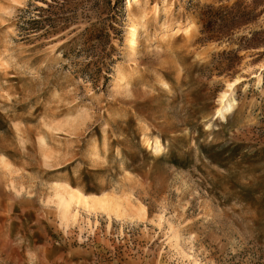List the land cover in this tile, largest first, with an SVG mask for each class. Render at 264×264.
I'll return each instance as SVG.
<instances>
[{
  "label": "rangeland",
  "instance_id": "374dc122",
  "mask_svg": "<svg viewBox=\"0 0 264 264\" xmlns=\"http://www.w3.org/2000/svg\"><path fill=\"white\" fill-rule=\"evenodd\" d=\"M133 8L0 0V264H264V0Z\"/></svg>",
  "mask_w": 264,
  "mask_h": 264
},
{
  "label": "bare ground",
  "instance_id": "6f19581e",
  "mask_svg": "<svg viewBox=\"0 0 264 264\" xmlns=\"http://www.w3.org/2000/svg\"><path fill=\"white\" fill-rule=\"evenodd\" d=\"M137 2H140V0H127V10H130V11H133L134 9L137 10V8H133V4L135 5V3H137ZM159 10H160V6H158L155 3L152 6V12H151V15H152L153 19H155L157 17ZM143 11H144V9H143ZM149 15H150V13H149ZM147 16H148V14L146 12H141L139 14L138 13L137 14L134 13V15L132 16L133 17L132 20H131L132 23H131V26L129 27L130 31H129L128 36H127V38L125 40L127 42L128 49H130L133 52H134V50H133L134 46L136 45V41H137V35H138L141 27L146 25V22H145L146 20L145 19H146ZM188 25H189L188 28L184 32H182L184 37H188V35L190 34L191 28L193 26V22L190 21L188 23ZM162 27L164 28V24H163ZM145 28L146 27H144V29ZM167 28H169V26ZM170 29H171V27H170ZM164 31H165V29H164ZM147 34H148V32H147ZM148 36H149V34H148ZM169 37L170 36L165 33V34L160 36L159 40L161 42L163 41V42L168 43V41L170 40ZM120 74H121V72H120ZM128 74H130V73H128ZM114 81H115L116 84H118L119 82H122L123 79L121 77H118L116 80H113V82ZM239 83H240V79L239 78H234L233 80L227 82L226 85H227L228 88H231V87L236 86ZM163 85H164V83H163ZM168 96H170V95L168 94ZM220 102H221L222 105L218 109V111L216 112L215 115H216V117H220V118L224 119L227 114H229L231 111H233V109H234V105L233 104L235 102V99L232 97L231 94L228 93L227 90H224L221 93V95H220ZM159 149H160V144H159L158 140H156L155 141V146H154V151H159ZM0 163L5 164L6 166L9 165V164H7V162H5V160H4V158L2 156H0ZM54 189H55L54 190V192H55L54 195H55V197H57L58 205L62 209V210L61 209L60 210H61V213H63L64 217L65 216L67 217V215H71L69 213L73 212L72 211L73 205H76V206L81 205V206L86 207L88 209L89 208L100 207V208H104L105 210H107V209L113 210L114 207L116 208V206H115L116 203H117L116 199L113 196L108 195V194H102L101 196L88 195V194L83 193L82 191H80L77 188H73V187H70L68 185H62V184H55ZM76 214H77V211H75L73 213L74 216ZM69 217H72V215L69 216Z\"/></svg>",
  "mask_w": 264,
  "mask_h": 264
}]
</instances>
